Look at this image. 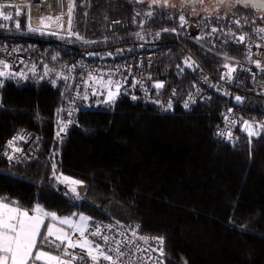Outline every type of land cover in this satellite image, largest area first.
I'll return each instance as SVG.
<instances>
[{
	"label": "trees",
	"instance_id": "trees-1",
	"mask_svg": "<svg viewBox=\"0 0 264 264\" xmlns=\"http://www.w3.org/2000/svg\"><path fill=\"white\" fill-rule=\"evenodd\" d=\"M19 10V16L17 9L2 10L13 19H0V47L13 34L33 62L46 66L28 68L25 76H0V199L28 210L39 204L59 216L137 222L143 232L164 239L167 264H264V131L250 138L240 128L245 118H239L232 141L212 136L225 112L236 108V91H214L189 112L179 107L169 113L132 104L126 96L91 97L89 104L101 102L102 109L80 110L62 139L58 116L70 89V67L63 64L79 53L27 31V11ZM114 19L123 26L110 27ZM70 20L71 30L86 39L155 34L166 49L161 54L170 82L186 86L193 77L181 66L183 49L168 41L181 42L217 74L224 61H247L248 44L264 39V15L239 6L229 14L192 16L136 0H73ZM241 109H250L252 123H264L262 100L248 97ZM19 129L36 136L39 155L12 165L9 150L25 147L9 144ZM56 175L84 182L82 196L55 182Z\"/></svg>",
	"mask_w": 264,
	"mask_h": 264
},
{
	"label": "built area",
	"instance_id": "built-area-1",
	"mask_svg": "<svg viewBox=\"0 0 264 264\" xmlns=\"http://www.w3.org/2000/svg\"><path fill=\"white\" fill-rule=\"evenodd\" d=\"M0 4L26 5L27 31L32 32L29 27L39 28L40 31L37 33H45L50 40L63 48L79 53L74 61H67L63 64L65 67H70V89L58 116L60 123L58 131L60 132V129L67 125L64 131L60 132L59 136L62 139L68 138L70 129L78 122L80 110L102 109L103 103L89 104L88 99L98 97L102 101L105 98L107 100L109 87L113 94L115 91L117 92L118 98L126 96L132 104L137 102L148 104L161 113L173 112L179 107L189 112L199 103L208 101L214 91L221 94L231 90L236 91L232 98L236 108L225 112L221 125L214 129L212 135L213 138L223 143L233 140L232 131L239 118L251 116L250 109H241L248 97L258 98L264 103V39H257L248 44L247 61H224L217 74L207 70L181 42L178 40L168 41V43L176 44L183 49L181 66L188 75L193 77L191 83L186 86V84L170 82L171 71L168 66H163L161 54L166 49L161 48L163 41L153 33L86 39L71 28L72 34H69L71 20H69L68 9L69 5L73 4V0H0ZM57 16L61 17L59 21L56 20ZM47 17L52 19H47ZM114 24L123 26V23L117 19L111 21L110 27ZM53 32L56 35L51 34ZM7 37L10 41L0 47V61L9 65L7 69H0L4 71L5 76L22 75L23 66H27L28 63L33 64V69L46 66L41 61L33 62L32 52L21 48L20 45L12 41L15 35L10 34ZM93 53L96 55H91ZM109 53L112 55L109 56ZM256 61L260 62L261 67L256 66ZM189 64L191 67H188ZM225 64L229 68H224ZM231 68L236 70L229 72ZM222 76L228 78L222 79ZM109 80L112 81L111 85L108 84ZM157 83L162 84L163 87H154ZM93 90L97 91L96 95H93ZM85 95L88 97L87 99H84ZM237 96L240 97L239 101L236 99ZM35 137L23 129L15 131L9 144L15 145L17 141H20L25 144V147L16 152L12 148L9 154L14 152L17 158H25L27 152L32 151V147H26V145L31 144ZM7 156L9 155L7 154ZM10 163L13 165L14 159L10 160ZM92 221L101 225H114L111 231L104 228L103 232L105 235L114 237L115 240H111L108 245H102V247L116 248V241H119L121 250L126 253L125 256L118 258L119 264H167L164 255V239L143 232L139 223L118 221L117 225L114 221L104 222L98 219ZM90 230L95 231V228L92 227ZM140 237L145 239H140ZM160 239L163 240L162 245L159 243ZM161 248L163 255L159 251ZM75 251L80 253L78 248ZM111 254L114 259H117L115 253ZM75 264H91V262L77 260ZM103 264H109V262L105 261Z\"/></svg>",
	"mask_w": 264,
	"mask_h": 264
},
{
	"label": "snow or ice",
	"instance_id": "snow-or-ice-1",
	"mask_svg": "<svg viewBox=\"0 0 264 264\" xmlns=\"http://www.w3.org/2000/svg\"><path fill=\"white\" fill-rule=\"evenodd\" d=\"M157 0H154V3ZM168 0H164L165 5ZM202 3L203 0H200ZM221 3L224 0H220ZM5 8L17 9L16 15L21 14L20 8L26 9L27 6H17L12 4H0V19L4 21L12 20L13 16L11 13L5 14L2 10ZM69 20L71 18L72 5H69ZM152 14L149 13V16ZM47 19H52L47 17ZM61 17L57 16L56 20L59 21ZM181 27L186 23L184 16L180 17ZM42 22V21H40ZM239 25V21L235 22ZM62 27L61 25H58ZM19 28V23L16 24ZM32 32L40 31L39 28L29 27ZM175 29H173L174 31ZM216 29L213 28L212 32ZM260 31H264L261 29ZM56 35L55 32L51 33ZM69 34L70 23H69ZM245 37L239 36L238 42H244ZM91 55H96L95 53ZM109 56L112 54L109 53ZM256 66L261 67L260 62L256 61ZM191 67V64L188 65ZM9 65L3 61H0V69H7ZM224 68H229L227 64ZM236 69L231 68L229 72H234ZM4 75V71L0 70V76ZM228 77L222 76V79H227ZM112 81L109 80L108 84L111 85ZM156 88L163 87L162 84L157 83L154 85ZM118 90V88H117ZM97 91L93 90V95H96ZM88 97L85 95L84 99ZM114 98V94L111 88L108 89L107 100L111 101ZM135 99V97H133ZM239 101L240 97H236ZM169 107L171 105L169 104ZM187 107V104H185ZM70 114V113H69ZM67 125H64L60 129L63 132ZM264 127V125H261ZM245 130L248 136L254 137L258 133L251 130V126L248 122H245ZM57 133V136L60 135ZM11 158V157H10ZM55 169V164L53 165ZM55 176V172L53 173ZM64 181L69 182L71 185L80 186L82 181L71 180L67 177H63ZM70 191L73 193L77 192L76 187H71ZM76 214H73L75 216ZM49 219L51 222L45 223V219ZM117 225L119 222H116ZM66 226L65 227H60ZM94 227L95 231H91L90 228ZM114 227V225H101L96 224L92 221L91 217L79 214L78 222L74 221L73 217H59L57 213L46 211L39 204L35 208L31 209V214L28 209H25L21 204L16 201L2 200L0 199V264H75L77 260L85 261L88 260L91 264H103L107 261L109 264H119L118 258L126 255L124 251L121 250L120 242L116 241V248H105L102 245H108L111 240H115L114 237L105 235L103 232L104 228L109 231ZM42 228L45 229L42 232ZM66 229H70L68 231ZM78 234V235H77ZM135 234V233H133ZM140 239H145L140 237ZM145 242H147L145 240ZM159 243L162 245L163 240L160 239ZM80 250L78 254L75 250ZM71 250V251H69ZM147 251V250H144ZM161 255H163V249H159ZM111 253H115L117 259H114Z\"/></svg>",
	"mask_w": 264,
	"mask_h": 264
},
{
	"label": "rangeland",
	"instance_id": "rangeland-1",
	"mask_svg": "<svg viewBox=\"0 0 264 264\" xmlns=\"http://www.w3.org/2000/svg\"><path fill=\"white\" fill-rule=\"evenodd\" d=\"M136 1H138L140 3L144 2V3H146V4L150 5V6L157 5V6H163V7L165 6V7H168L170 9L185 10V11H188V13L190 15H192V16H197L198 12L204 13V14H207V15L208 14H210V15H219L220 13L221 14H229L230 11H232L235 7L238 6L237 5L238 3L236 4V2H233L232 0H230L228 2H225V3H221V4L219 3V5H217V6H208V7L207 6L204 7V6H200V5H197V7H188V6H184V5L181 6V5H179L180 3H178L176 0H168V2H167L166 5L164 3V0H157V2H155V3H154V0H136ZM256 14L257 15H262V16L264 15V13H257V12H256ZM28 68L33 69V64L32 63H28L27 66H23L22 76H25V74L28 72ZM40 68L41 67H39V68H37L35 70L39 71ZM116 93L117 92L115 91L114 98L111 101H113V100H115V99L118 98V96L116 95ZM104 101H108V100H106V98H105ZM97 103H99V102H97ZM245 122H248V124L251 126V130H253V131L257 132V133L260 130L264 131V127H261V125H264V123H262L260 125L258 123V121H257V122H255L256 124H254V123L251 122V120H250L249 117H246L241 122L242 124L240 126L241 130L244 131V132H246V133H247V131L245 130ZM27 146H31L32 147V149H31L32 151H28L26 157L25 158H22V159H29V160H35V159H37L39 154H37V152H38V145L36 144V137H35L34 141L31 144H29V145L27 144L26 147ZM10 150H9V152H10ZM9 152H8V155L11 157L10 160L14 159V162H16V160H18L17 155L14 152L11 153V154H9ZM56 176H57V178L55 179V182H59L60 184H61V182L64 183L68 187V190L69 191H70V188L71 187H76L77 188V192L76 193H73L71 191L70 192L72 194H74L78 198L82 196V194L84 192V189H85V186H86V185H84V182L80 186L71 185L69 182L64 181L63 180V177H67L69 179V181H71V180H73L75 178H73V177L71 178L68 175H56ZM75 180H78V179H75ZM29 211H30V214H31V210H29ZM51 212H54V211H51ZM79 214H82V213H79ZM79 214H76L75 216H73V215H70V216L69 215H63V216H59L58 215V216L61 217V218H63V217H73L74 221L78 222V216H79ZM83 215L87 216L86 214H83ZM49 222H51V221L46 218L45 219V223L47 224ZM57 226L65 227L66 228V226H61V225H57ZM66 230L71 231L70 229H66ZM44 231H45V229L42 228V232H44Z\"/></svg>",
	"mask_w": 264,
	"mask_h": 264
},
{
	"label": "flooded vegetation",
	"instance_id": "flooded-vegetation-1",
	"mask_svg": "<svg viewBox=\"0 0 264 264\" xmlns=\"http://www.w3.org/2000/svg\"><path fill=\"white\" fill-rule=\"evenodd\" d=\"M179 5H184L188 7H197V5L208 7V6H217L219 3L221 4L220 0H203L201 3L200 0H176ZM230 0H224L223 3L228 2ZM236 2L239 7H243L253 12L257 13H264V0H232ZM236 5V6H237ZM237 6V7H238Z\"/></svg>",
	"mask_w": 264,
	"mask_h": 264
},
{
	"label": "bare ground",
	"instance_id": "bare-ground-1",
	"mask_svg": "<svg viewBox=\"0 0 264 264\" xmlns=\"http://www.w3.org/2000/svg\"><path fill=\"white\" fill-rule=\"evenodd\" d=\"M175 52V51H174Z\"/></svg>",
	"mask_w": 264,
	"mask_h": 264
}]
</instances>
